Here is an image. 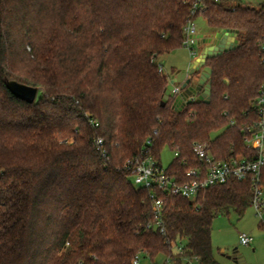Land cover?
Listing matches in <instances>:
<instances>
[{
	"label": "trees",
	"instance_id": "obj_1",
	"mask_svg": "<svg viewBox=\"0 0 264 264\" xmlns=\"http://www.w3.org/2000/svg\"><path fill=\"white\" fill-rule=\"evenodd\" d=\"M195 1L0 0V264H133L138 255L140 264H220L212 223L252 206L250 179L192 201L135 185L127 166L143 152L161 164L167 146V173L187 181L202 164L196 142L217 159L257 156L245 139L264 85V0H204L192 14ZM198 16L212 32H238V44L207 60L209 102L163 106L169 75L159 58L184 46ZM7 78L39 87L37 99L16 97ZM157 198L163 232L146 227Z\"/></svg>",
	"mask_w": 264,
	"mask_h": 264
},
{
	"label": "built area",
	"instance_id": "obj_2",
	"mask_svg": "<svg viewBox=\"0 0 264 264\" xmlns=\"http://www.w3.org/2000/svg\"><path fill=\"white\" fill-rule=\"evenodd\" d=\"M215 2L228 1L233 4L253 5L254 0H213ZM204 0H197L193 4L192 14L197 11H202L206 7ZM196 19H190L184 27V47L188 48L191 58H196L199 52L195 49L198 45L196 37L198 31L195 23ZM264 51V38L261 43ZM158 71L163 73L164 67L159 62ZM172 78V77H171ZM169 78V81L170 79ZM174 94L177 96L181 93L180 85L174 84ZM255 108L258 118L254 124L246 127L248 132L245 142L247 146L257 152L255 158L246 159L243 156H237L229 160L217 159L211 155L207 149V142H196L193 145V152L201 161V166L190 168L186 171V176L190 179L187 181H178L175 176L167 173L166 168L160 164L156 158L149 153L143 152L139 156L134 157L127 163L131 172V178L135 185L141 187H156L159 190H165L171 195L183 199L196 201L201 192L215 185L226 183L231 178L246 181L249 180L254 186V198L252 206L256 210V214L261 219V226L264 229V185L261 183V170L264 166V85L260 88L259 95L255 100ZM94 125L98 123L93 122ZM98 151L105 157L107 152L104 147L102 138L96 140ZM154 221L147 224V228H160L164 231L163 221V201L155 199L152 205ZM253 241V236L248 233L240 234V243L250 245ZM177 251L183 253V244L176 247ZM195 259L199 264L198 257L188 259L191 264ZM140 255L136 256L133 264H140ZM168 264L171 261L167 259Z\"/></svg>",
	"mask_w": 264,
	"mask_h": 264
},
{
	"label": "rangeland",
	"instance_id": "obj_3",
	"mask_svg": "<svg viewBox=\"0 0 264 264\" xmlns=\"http://www.w3.org/2000/svg\"><path fill=\"white\" fill-rule=\"evenodd\" d=\"M260 1L262 0H254L253 5ZM195 23L199 33L209 34L210 28L203 16H198ZM195 49L200 52L202 47L195 45ZM190 59L188 48L183 46L176 52L162 55L159 62L163 65L166 74L170 75L173 65L189 63ZM216 134L214 133L213 136ZM174 158L175 152L169 147L166 146L161 150V164L164 168H167ZM211 233L214 255L220 264H241L234 257L236 252L243 255L244 264H264V229L253 206L248 207L242 216L234 211L217 216L212 223ZM241 233H248L253 236L250 245L240 243ZM164 259V257H159V263L162 264ZM147 262L148 260L142 261L145 264ZM191 264H197L194 258Z\"/></svg>",
	"mask_w": 264,
	"mask_h": 264
},
{
	"label": "water",
	"instance_id": "obj_4",
	"mask_svg": "<svg viewBox=\"0 0 264 264\" xmlns=\"http://www.w3.org/2000/svg\"><path fill=\"white\" fill-rule=\"evenodd\" d=\"M237 33L228 29H220L210 34H198V46L203 47L196 58H191L185 68L178 69L170 79L161 104L164 106L169 98H176L177 108L184 106L188 99L196 102H209L211 97L212 68L207 65V60L233 50L238 44ZM175 51V50H174ZM7 88L18 98L27 102L37 99L40 88L21 83L14 79L5 80ZM174 84H179L181 93L175 95ZM236 251V250H235ZM236 261L244 264L241 254L234 255Z\"/></svg>",
	"mask_w": 264,
	"mask_h": 264
},
{
	"label": "crops",
	"instance_id": "obj_5",
	"mask_svg": "<svg viewBox=\"0 0 264 264\" xmlns=\"http://www.w3.org/2000/svg\"><path fill=\"white\" fill-rule=\"evenodd\" d=\"M210 33H212V31H210L209 32V34ZM198 34H202V33H197V35ZM202 49H203V47H202ZM202 49H201V51H202ZM201 51L199 52V54L201 53ZM173 52H176V50L175 51H173ZM187 64L188 63H177V65L175 64V65H173V67L171 68L172 69V71H171V73H170V75H169V78H171L174 74H175V72L178 70V69H182V68H185L186 66H187ZM175 70V72H173ZM164 72H165V69H164ZM166 73V72H165Z\"/></svg>",
	"mask_w": 264,
	"mask_h": 264
}]
</instances>
